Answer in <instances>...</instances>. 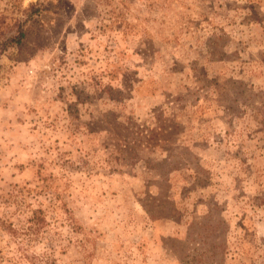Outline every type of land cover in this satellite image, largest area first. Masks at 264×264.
<instances>
[{
	"label": "rangeland",
	"instance_id": "obj_1",
	"mask_svg": "<svg viewBox=\"0 0 264 264\" xmlns=\"http://www.w3.org/2000/svg\"><path fill=\"white\" fill-rule=\"evenodd\" d=\"M195 249L264 264V0H0V264Z\"/></svg>",
	"mask_w": 264,
	"mask_h": 264
},
{
	"label": "trees",
	"instance_id": "obj_2",
	"mask_svg": "<svg viewBox=\"0 0 264 264\" xmlns=\"http://www.w3.org/2000/svg\"><path fill=\"white\" fill-rule=\"evenodd\" d=\"M25 36V32L23 30H19L18 33L14 36H9L6 38L5 43H19L21 39ZM31 221V228H33L36 231L41 230L44 225L46 224V219L43 216L41 209H36L32 211V215L30 216ZM10 232H15V229H13L11 226L9 227ZM189 249V248H186ZM202 253H200L199 256H197V249H195V254L193 253H183L181 255L180 260L184 264H217V261L214 260H204L202 257Z\"/></svg>",
	"mask_w": 264,
	"mask_h": 264
}]
</instances>
